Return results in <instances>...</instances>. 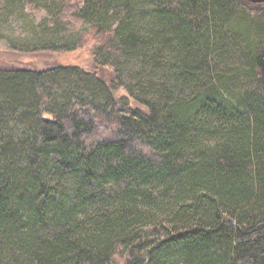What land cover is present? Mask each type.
<instances>
[{
	"label": "trees",
	"instance_id": "obj_1",
	"mask_svg": "<svg viewBox=\"0 0 264 264\" xmlns=\"http://www.w3.org/2000/svg\"><path fill=\"white\" fill-rule=\"evenodd\" d=\"M35 2L109 77L52 105L79 66H0V264H264V6Z\"/></svg>",
	"mask_w": 264,
	"mask_h": 264
},
{
	"label": "rangeland",
	"instance_id": "obj_2",
	"mask_svg": "<svg viewBox=\"0 0 264 264\" xmlns=\"http://www.w3.org/2000/svg\"><path fill=\"white\" fill-rule=\"evenodd\" d=\"M35 1L0 0V66L42 68L53 64L77 65L82 70L75 69L66 73L72 75L61 76L62 79L52 77L44 82L46 94L49 95L45 96L47 103L60 105L70 96L87 100L94 98L93 92H97L98 88L92 72L107 79L109 67L97 66L96 57L102 56L93 54L94 51L92 53L93 40L75 47L81 27L85 29L88 25L65 27L62 22L52 18L54 11L46 3ZM247 15L259 21L264 18V10L248 12ZM133 64H124L119 74L129 94H138V90L133 88L141 69L139 66L132 67ZM126 88H117L115 93L125 94ZM21 126L19 120L11 118L6 130L21 134Z\"/></svg>",
	"mask_w": 264,
	"mask_h": 264
},
{
	"label": "water",
	"instance_id": "obj_3",
	"mask_svg": "<svg viewBox=\"0 0 264 264\" xmlns=\"http://www.w3.org/2000/svg\"><path fill=\"white\" fill-rule=\"evenodd\" d=\"M247 5L254 7V6H264V0H244Z\"/></svg>",
	"mask_w": 264,
	"mask_h": 264
}]
</instances>
